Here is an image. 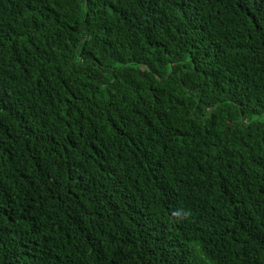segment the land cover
I'll use <instances>...</instances> for the list:
<instances>
[{"label":"trees","instance_id":"obj_1","mask_svg":"<svg viewBox=\"0 0 264 264\" xmlns=\"http://www.w3.org/2000/svg\"><path fill=\"white\" fill-rule=\"evenodd\" d=\"M0 264H264V0H0Z\"/></svg>","mask_w":264,"mask_h":264}]
</instances>
